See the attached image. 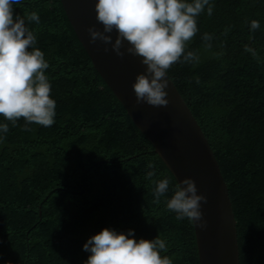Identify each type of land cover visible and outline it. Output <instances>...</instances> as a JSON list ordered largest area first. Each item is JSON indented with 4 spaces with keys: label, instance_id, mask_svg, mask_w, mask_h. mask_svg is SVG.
<instances>
[{
    "label": "trees",
    "instance_id": "trees-1",
    "mask_svg": "<svg viewBox=\"0 0 264 264\" xmlns=\"http://www.w3.org/2000/svg\"><path fill=\"white\" fill-rule=\"evenodd\" d=\"M211 3L212 15L197 17L199 31L186 47L200 62L174 63L167 74L227 184L240 264H264V0ZM14 7V14L39 16L26 26L48 62L56 115L50 127L32 123L29 131L23 118L13 126L0 116L8 124L0 141V264H84L83 244L106 227L134 229L137 240L159 236L171 264H199L193 223L177 221L165 206L175 177L93 67L61 1ZM251 20L260 24L254 32ZM203 33L219 55L203 51ZM150 170L152 180L170 181L158 202L145 178Z\"/></svg>",
    "mask_w": 264,
    "mask_h": 264
},
{
    "label": "clouds",
    "instance_id": "clouds-1",
    "mask_svg": "<svg viewBox=\"0 0 264 264\" xmlns=\"http://www.w3.org/2000/svg\"><path fill=\"white\" fill-rule=\"evenodd\" d=\"M20 3L21 0H0V116L13 126L23 118L22 130L29 131L28 125L32 123L43 127L54 123L56 102L50 97L51 85L45 75L48 62L44 53L35 47L36 35L26 26V21L39 24V16L35 11L23 16L14 14V6ZM95 11L102 30L89 27V43L110 44L117 56H123L126 51L140 57V63L146 68L132 84L136 103L167 106L168 69L177 62L193 65L200 62V53L188 51L186 47L199 31L197 17L205 11L212 15L211 0H96ZM259 27L257 20L249 22L250 32ZM114 31L113 41L110 34ZM201 39L204 52L220 54L211 52L213 37L209 33H203ZM125 45V51H121ZM244 51L259 60L255 48L245 44ZM196 83H200L199 78ZM7 132L8 124L0 122V141ZM147 167L152 169L153 165L149 163ZM155 175L150 170L145 178L152 180ZM152 183L153 197L158 202L169 192L170 181L164 177ZM206 199L197 194L194 180L185 178L174 185L165 206L175 213L177 221L186 218L204 228L206 222L200 208L201 201ZM82 248L90 253L84 264H171L167 256L161 255L167 250L165 240L159 236L137 240L134 229L117 232L106 227L89 237Z\"/></svg>",
    "mask_w": 264,
    "mask_h": 264
},
{
    "label": "water",
    "instance_id": "water-1",
    "mask_svg": "<svg viewBox=\"0 0 264 264\" xmlns=\"http://www.w3.org/2000/svg\"><path fill=\"white\" fill-rule=\"evenodd\" d=\"M60 1L93 67L151 142L177 183L191 178L197 194L207 198L206 202L201 201L200 208L206 227L193 223L199 264H240L236 220L227 184L201 127L168 74L167 106L137 104L132 84L145 71L141 58L127 53V45L121 49L125 54L117 56L110 44L89 43L87 29L95 26L102 30L96 20V0ZM110 35L114 41L115 31Z\"/></svg>",
    "mask_w": 264,
    "mask_h": 264
}]
</instances>
